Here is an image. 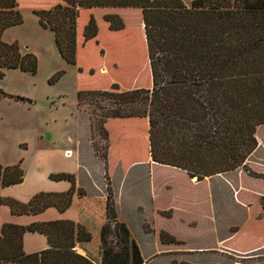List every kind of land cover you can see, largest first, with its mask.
Listing matches in <instances>:
<instances>
[{"label": "trees", "instance_id": "16d2710c", "mask_svg": "<svg viewBox=\"0 0 264 264\" xmlns=\"http://www.w3.org/2000/svg\"><path fill=\"white\" fill-rule=\"evenodd\" d=\"M91 7L140 8L151 76L148 88L122 90L111 83L108 89L76 92V105L91 116L92 141L96 133L108 138V119L147 118L151 161L184 170L197 180L244 167L257 146L256 129L264 124V0H190L188 5L183 0H58L48 7L33 8L39 25L53 33L55 46L67 63H76L79 10ZM103 18L109 29L123 28L117 14ZM21 22L17 0H0V76L9 68L36 72L33 54L21 53L15 42L1 39L6 28ZM97 31L96 20L89 14L82 41L94 39ZM101 160L106 165L105 151ZM247 173L264 179L262 173L248 169ZM22 178L19 163L0 164L2 186ZM49 178L68 180L72 185L62 193H35L26 203L0 198V204L17 214L36 213L49 206L63 211L71 201L73 176L51 173ZM106 191V218L116 225L108 184ZM25 231L43 234L48 248L25 253ZM90 237L85 226L68 220L25 226L4 223L0 264H95L72 250L75 242L81 244ZM160 240L174 242L172 237Z\"/></svg>", "mask_w": 264, "mask_h": 264}, {"label": "rangeland", "instance_id": "374dc122", "mask_svg": "<svg viewBox=\"0 0 264 264\" xmlns=\"http://www.w3.org/2000/svg\"><path fill=\"white\" fill-rule=\"evenodd\" d=\"M51 2L17 0L22 22L6 28L1 35L4 42H15L21 53L33 54L37 69L31 74L9 68L4 69L0 76V164L1 161L19 163L21 158L27 160L39 142L44 140L52 148L73 150L74 143L67 140L71 137L73 140L78 138L83 158L90 159L93 165L97 161L89 146H96V156L101 159L104 151L108 157L111 144V172L106 169L103 180L109 185L116 208L143 253L155 251L148 264H253L256 259L260 261L252 251L226 254L232 257L229 260L218 257L213 252L220 253L222 250L214 248L205 253L196 251L184 256L163 248L165 245L160 243V239L165 241L169 237L183 241L180 246L185 248L206 243L214 246L216 236L229 234L235 225L240 226L239 240L242 244L259 242L264 240V209L257 215L258 220H254L255 214L260 211L255 197L250 196L248 208L234 199L233 178L231 184L224 178L231 174L206 180L192 177L194 179L190 180L186 172L157 163L154 169H150V178L147 165H138L128 173L125 185H119L122 167L113 165V161L117 156L124 161L128 158L144 159L147 151L144 127L128 119L122 120V123L110 121L108 138L104 139L96 133L92 141L89 134L91 116L76 105V92L79 89H108L111 83H117L122 90L151 86L140 8H81L76 26V63L70 64L61 58L53 33L40 26L32 12L33 8L50 6L47 4ZM183 2L188 5L190 0ZM89 14L94 16L98 31L94 39L84 43L82 30ZM105 14H117L123 21V28L109 29L108 22L103 18ZM258 131L264 136V124ZM43 133L45 139H39ZM250 159L258 163L254 166L255 171L251 170L248 161L244 167L240 166L232 172L242 169L243 179L246 176L258 178L247 173V169L264 174V155ZM135 180H138L137 184L131 185L130 182ZM150 186L156 190L154 199ZM257 188L263 190L260 186ZM258 200L264 203V196H258ZM212 208L216 222L204 218L206 212L213 211ZM111 225L108 230L106 228L105 236L110 247L102 253V258L112 261L124 259L129 264L137 255V249H133L126 235L124 250L121 236L113 232L123 229L124 223ZM95 260L98 258L95 257Z\"/></svg>", "mask_w": 264, "mask_h": 264}, {"label": "crops", "instance_id": "0c3cea01", "mask_svg": "<svg viewBox=\"0 0 264 264\" xmlns=\"http://www.w3.org/2000/svg\"><path fill=\"white\" fill-rule=\"evenodd\" d=\"M58 0H52L51 3L47 5H53ZM48 7V6H46ZM128 119L129 122L141 123L143 125V129L145 130V139L147 142V151L145 153L144 159H135L128 158V160L124 161L123 158L117 156L113 161V165H119L122 167V175L119 181V185L122 184V187L125 185L128 173L135 166L147 165V172H149L150 178V169L151 167L154 169L157 164L150 159L149 154V144H148V121L147 118H112L108 119L105 123L106 128H108V124L110 121L113 123H122ZM125 124V123H124ZM260 127V126H259ZM259 127L256 129V139L257 146L253 150V152L247 157L246 162L249 161L251 170L255 171L254 166L258 164L254 160H249L251 157H255L256 155L263 156L264 155V136L259 134ZM108 130V129H107ZM109 133V131H108ZM90 134V133H89ZM44 133L40 135L39 139L44 137ZM89 136L87 137V140ZM43 139V140H44ZM69 143H74V149L70 148H58L51 147L45 140L43 143L40 141L39 146L35 147L34 151L29 155L28 159L21 158L19 159V165L23 171L22 181L16 184H10L7 186H2L0 184V198H11L20 203H26L30 200V198L38 192H53V193H62L69 190L71 187V182L68 180H53L49 178V174L51 173H69L73 176V191L71 194V201L67 208L63 211H59L54 206H49L43 209L40 212L36 213H23L17 214L11 212L9 206L5 204H0V231L1 227L4 223H12L17 225H28L33 222H45L52 220H68L76 224H81L86 227L87 231L90 234V240L87 242H82L78 244L75 242L72 250L82 256L89 258L95 264H128L124 259L122 260H113L112 259H103L102 253L109 250V244L106 243V225H113L112 222L107 221L105 214V202H106V183L104 182V174L106 169L110 170L111 165V144L109 152L110 154L107 157V163L104 165V162L96 156L93 146H89L91 153L93 154V158L97 161V164H91L90 159H84L81 154L80 149V141L78 138L73 140L71 137L67 139ZM89 161V162H87ZM122 162V163H121ZM3 166L13 165L14 162H4L1 161ZM174 169L180 170L185 173L184 170L179 168L172 167ZM241 170V171H240ZM240 172H229V173H220L208 177H204L203 179H210L213 176L222 177L223 174H231L230 177H224L227 182L230 183L233 178V197L234 199L241 205L250 207L251 195L255 197L258 201L260 211L255 214L254 220H258L257 215L263 210L261 203L258 200V196H264V179L261 178H253L251 176H246L247 178L243 179L242 177V169ZM259 172V171H258ZM245 175V173H244ZM153 178V177H152ZM190 178V177H189ZM191 180V178H190ZM138 180L135 182H130V184H137ZM154 182V181H153ZM152 182V183H153ZM194 182V181H193ZM130 187V185H127ZM152 186V185H151ZM150 186L151 195L153 199L156 197V190ZM263 188V190L258 189L257 187ZM153 189V191H152ZM115 202V201H114ZM116 208V203H115ZM210 213H205L204 218L210 219L212 222H216L214 208ZM253 218V217H252ZM116 219L117 222L124 223L123 229L113 231L115 235H120L123 240V244L125 246L124 250H126L125 237L129 236V240L133 249H137V258H133L129 264H148L150 260H152V253L155 251H148L146 254L143 253L141 245L138 240L134 237L133 232L128 227L127 223L120 216L117 208H116ZM111 225V226H112ZM234 227H236L234 229ZM217 228L215 227V230ZM217 232V231H216ZM240 226L235 225L232 226V230L229 234H222L221 236H216V240L214 246L212 244H204L199 245L198 247H182L181 243H184L180 239L175 237L174 242L171 243H163L160 240V243L163 248H166L169 252H174L172 254H180V256H184L185 254L193 253L196 251L205 253L209 251V249L214 248L217 250H222L220 253H215L220 258H228L231 260L232 257H228L226 254H241L246 252H255L253 255L256 258H259L260 261L255 260L253 264H264V240L259 242H255L251 245L242 244L239 240L240 236ZM110 236L112 235L109 234ZM176 241V242H175ZM170 244H174L175 246H171ZM48 248V243L46 237L35 231H25L22 235V249L25 253H32L36 251H41ZM108 248V249H107ZM222 248V249H221ZM123 250V251H124ZM182 252V253H181ZM222 252V253H221ZM95 257L98 260H95ZM186 261V260H184ZM187 263H191L186 261ZM214 264V263H212ZM215 264H221L216 263Z\"/></svg>", "mask_w": 264, "mask_h": 264}]
</instances>
